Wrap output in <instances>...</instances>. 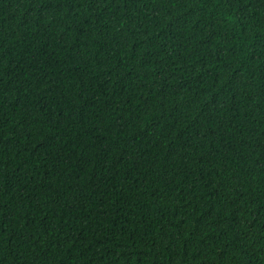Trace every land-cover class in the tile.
<instances>
[{
  "label": "trees",
  "instance_id": "1",
  "mask_svg": "<svg viewBox=\"0 0 264 264\" xmlns=\"http://www.w3.org/2000/svg\"><path fill=\"white\" fill-rule=\"evenodd\" d=\"M0 264H264V0H0Z\"/></svg>",
  "mask_w": 264,
  "mask_h": 264
}]
</instances>
